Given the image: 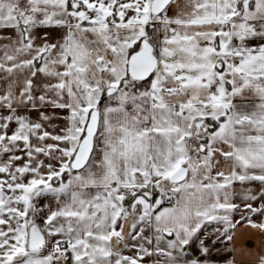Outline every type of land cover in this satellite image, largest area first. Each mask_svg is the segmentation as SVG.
<instances>
[{
  "label": "snow or ice",
  "instance_id": "6c2138e0",
  "mask_svg": "<svg viewBox=\"0 0 264 264\" xmlns=\"http://www.w3.org/2000/svg\"><path fill=\"white\" fill-rule=\"evenodd\" d=\"M0 264H264V0H0Z\"/></svg>",
  "mask_w": 264,
  "mask_h": 264
},
{
  "label": "crops",
  "instance_id": "0c3cea01",
  "mask_svg": "<svg viewBox=\"0 0 264 264\" xmlns=\"http://www.w3.org/2000/svg\"><path fill=\"white\" fill-rule=\"evenodd\" d=\"M241 245L252 247V246H254V242L250 241V240H246L243 237H238L237 246H241ZM238 259H240V258H238Z\"/></svg>",
  "mask_w": 264,
  "mask_h": 264
}]
</instances>
